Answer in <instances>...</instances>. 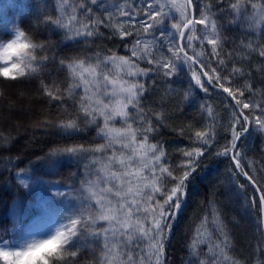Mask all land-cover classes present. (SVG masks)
Wrapping results in <instances>:
<instances>
[{
  "label": "snow or ice",
  "instance_id": "snow-or-ice-1",
  "mask_svg": "<svg viewBox=\"0 0 264 264\" xmlns=\"http://www.w3.org/2000/svg\"><path fill=\"white\" fill-rule=\"evenodd\" d=\"M37 19L66 42L90 46L119 38L130 55L101 49L60 56L23 26L0 38V78H40L39 90L55 103L57 117L43 126L67 136L94 127L101 141L53 145L36 158L38 167L30 162L15 172L18 190L33 194L37 212L23 201L10 206V227L0 222V264H21L39 242L53 239L58 246L39 257L41 264H166L165 244L190 178L211 148L229 160V192L258 212L260 235L252 254L237 259L222 213L209 200L186 245L187 264H264V177L257 178L242 146L253 127L264 134V88H255L252 71L264 76V0H56ZM232 31L238 37L230 39ZM49 66V76L56 71L64 77L46 82ZM181 75L189 79L177 92L184 102L211 86L226 94L231 118L221 126L227 133L221 144L218 114L201 104L206 116L200 128L188 126L192 146L178 149L181 158L172 163L156 139L168 117L146 104V94L157 78L175 83ZM71 163L76 172L70 184L40 171L51 175Z\"/></svg>",
  "mask_w": 264,
  "mask_h": 264
},
{
  "label": "trees",
  "instance_id": "trees-1",
  "mask_svg": "<svg viewBox=\"0 0 264 264\" xmlns=\"http://www.w3.org/2000/svg\"><path fill=\"white\" fill-rule=\"evenodd\" d=\"M56 5V0H26L18 11L16 24L28 29L38 41L51 42V45L60 56L81 54L84 51L112 49L119 55H129L127 47L119 38L98 39L93 44L84 45L66 42L63 33L46 28L38 22L40 12L47 8L49 12ZM107 34V29H101ZM239 33H228L230 39L238 37ZM8 36L7 31L0 30V38ZM130 42L131 39H128ZM51 54V53H50ZM51 66L44 70L42 76L45 81L53 77L63 78L65 73L52 71ZM254 73V86L257 90L264 88V76ZM39 79L28 81H10L0 78V142L8 137L7 144L0 143V222L2 226L10 227V206L14 201H23L27 207L28 193L22 188L18 190L14 179L15 172L22 167H38L36 158L43 156L53 145L63 144H94L99 143L96 137V129L88 127L86 131L78 132L72 136L62 134L54 127L45 128V119H55L58 115L55 103H49L48 99L39 90ZM175 83H168L157 78V84L146 94V104L155 111H164L167 119L160 127L157 140L164 143L168 158L176 163L181 157L178 149L189 148L192 141L189 137L192 131L191 125L198 129L201 126L202 115L200 105L210 104L217 115L219 128L217 139L222 144L227 133L221 126L227 125L231 118L226 111V94L219 89L209 86V93L202 91L195 97L194 102H184L177 92L184 91L189 79L181 75L174 78ZM151 84V80L148 81ZM243 83V80L239 81ZM247 95V93H246ZM247 111V110H245ZM184 133L181 134V129ZM244 150L247 152L256 169L257 178L264 177L261 167L264 166V134L253 127L250 135L243 140ZM215 148L209 149L199 168L192 174L188 185V196L179 216L173 222L169 239L165 244L166 264H187L189 259L186 245L191 240L195 228L200 223L203 214L208 210L207 201L214 200L217 208L222 213V219L230 233L233 251L237 259L245 261L253 252L260 235L257 232L258 212L247 207L243 199L231 196L228 185V169L230 162L226 158L216 157ZM247 163V161H245ZM46 177L70 184L69 176L76 172L75 163L66 164L54 174L48 175L47 169H40ZM243 179V178H241ZM249 194L252 189L249 186ZM87 256V254H85Z\"/></svg>",
  "mask_w": 264,
  "mask_h": 264
},
{
  "label": "rangeland",
  "instance_id": "rangeland-1",
  "mask_svg": "<svg viewBox=\"0 0 264 264\" xmlns=\"http://www.w3.org/2000/svg\"><path fill=\"white\" fill-rule=\"evenodd\" d=\"M25 1L26 0H0V30L7 31L8 35L11 34L14 26H17L16 19H17L18 11L21 9ZM128 39L132 40V37H129ZM145 66L146 65L141 64V67H145ZM217 131H219V128H217ZM46 178L52 180L53 182L56 181L52 178H48V177ZM61 190H67V189L61 188ZM26 208L32 214H36L37 212V210L34 208V205H33V194L32 193H28V200H27Z\"/></svg>",
  "mask_w": 264,
  "mask_h": 264
},
{
  "label": "clouds",
  "instance_id": "clouds-1",
  "mask_svg": "<svg viewBox=\"0 0 264 264\" xmlns=\"http://www.w3.org/2000/svg\"><path fill=\"white\" fill-rule=\"evenodd\" d=\"M58 246V241L48 240V241H41L36 246L35 250L29 253L27 256L23 258L21 264H41L39 257L48 251L54 250Z\"/></svg>",
  "mask_w": 264,
  "mask_h": 264
},
{
  "label": "water",
  "instance_id": "water-1",
  "mask_svg": "<svg viewBox=\"0 0 264 264\" xmlns=\"http://www.w3.org/2000/svg\"><path fill=\"white\" fill-rule=\"evenodd\" d=\"M233 103H234V101H233Z\"/></svg>",
  "mask_w": 264,
  "mask_h": 264
}]
</instances>
